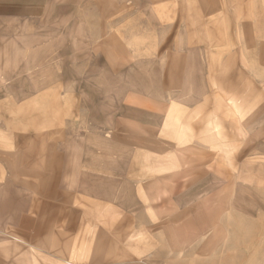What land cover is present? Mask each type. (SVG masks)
I'll return each mask as SVG.
<instances>
[{"label": "rangeland", "instance_id": "rangeland-1", "mask_svg": "<svg viewBox=\"0 0 264 264\" xmlns=\"http://www.w3.org/2000/svg\"><path fill=\"white\" fill-rule=\"evenodd\" d=\"M63 3L68 21L49 25V60L35 57L34 70L20 66L31 61L25 26L2 29L0 260L30 262L25 251L49 240L56 150L69 198L101 177L117 184L120 205L157 215L138 223L157 249L142 261L264 264V84L250 75L252 30L234 25L239 1Z\"/></svg>", "mask_w": 264, "mask_h": 264}, {"label": "crops", "instance_id": "crops-1", "mask_svg": "<svg viewBox=\"0 0 264 264\" xmlns=\"http://www.w3.org/2000/svg\"><path fill=\"white\" fill-rule=\"evenodd\" d=\"M238 1V18L234 25H238L239 30H252V39H248L250 50L247 53L253 61V72H250V75L257 84L262 85L264 84V0ZM68 6L63 3V0H0V41L9 35L5 33L7 25H14V28L17 25H24L27 31V37L21 42L24 47H30L28 56L31 57V61L22 62L20 66L24 70L31 71V68L34 70L36 62L42 63L35 59L39 55L42 56V60L45 58L49 60V25L55 23V25H63L68 21V17L64 16L65 13H69V10H65ZM54 19L55 23H53ZM38 25H45V27L39 28ZM198 25H214V22L209 19L200 20ZM225 25H230L229 21H226ZM2 29L5 30L4 33ZM241 42L240 40L239 44ZM242 45L246 46L248 43L244 41ZM24 49L22 54H28ZM197 60L201 62L199 57ZM36 92L49 93V89L42 88ZM35 101L36 97L32 98V103L28 105L30 109L34 107L32 104ZM39 155L47 158V153L43 149ZM66 161L67 157L60 151L53 150L49 153V168L58 175V179L49 177V184L52 182L51 186L49 185V203H47L49 205L47 212L49 240L47 241L48 237L43 242L37 240L39 248H30L25 251L26 256L28 254L31 258L30 262L24 263L21 260L18 261L19 259L9 262L0 260V264H153V262L142 261L143 253L147 256V253H155L157 249L152 248L153 243L148 241L150 238L147 239L144 236L147 235L146 230H142L138 223L158 221L157 215L137 213L139 209L144 208L143 206L134 212L132 208L136 205L134 203L131 207H127L128 209L124 204L120 205L117 184L112 180L107 183L101 177L93 178L94 188H91V182L85 179V183H90V192L87 196L80 199L69 198L72 180L69 175L70 167L65 164ZM76 170L73 172L75 177L73 185H76L80 178H77L76 174L78 175L79 172ZM64 174L66 175L63 176ZM103 186H109V188L101 190ZM130 190L131 196L134 194L137 196L131 199L132 202L138 201L141 189L137 186ZM33 204H30L29 210L35 209ZM37 237L40 236L37 235ZM144 239L146 242H142ZM34 240V236L30 235L29 241ZM14 249L21 251L22 247L16 245ZM11 251L4 248L2 252ZM39 255H44L47 258L46 261L43 263L37 261ZM155 264L165 263L158 261Z\"/></svg>", "mask_w": 264, "mask_h": 264}]
</instances>
